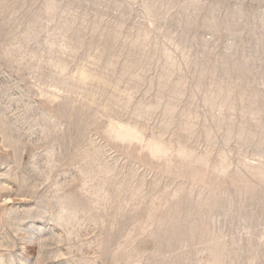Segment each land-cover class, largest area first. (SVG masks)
<instances>
[{
	"label": "rangeland",
	"instance_id": "374dc122",
	"mask_svg": "<svg viewBox=\"0 0 264 264\" xmlns=\"http://www.w3.org/2000/svg\"><path fill=\"white\" fill-rule=\"evenodd\" d=\"M0 264H264V0H0Z\"/></svg>",
	"mask_w": 264,
	"mask_h": 264
}]
</instances>
